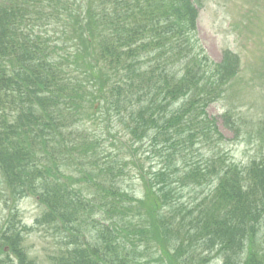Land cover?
I'll use <instances>...</instances> for the list:
<instances>
[{
	"label": "trees",
	"instance_id": "trees-1",
	"mask_svg": "<svg viewBox=\"0 0 264 264\" xmlns=\"http://www.w3.org/2000/svg\"><path fill=\"white\" fill-rule=\"evenodd\" d=\"M195 4L0 0V264H264V158L201 152L239 61L198 46ZM30 197L45 261L17 219Z\"/></svg>",
	"mask_w": 264,
	"mask_h": 264
},
{
	"label": "rangeland",
	"instance_id": "rangeland-1",
	"mask_svg": "<svg viewBox=\"0 0 264 264\" xmlns=\"http://www.w3.org/2000/svg\"><path fill=\"white\" fill-rule=\"evenodd\" d=\"M201 1L203 7L199 11L197 24L200 45L214 62H219L225 51H230L241 59L238 82L229 90L225 101L231 110L232 121L240 125L241 133L234 137L230 131L221 128L226 138L221 144V153L228 154L244 165L252 158L264 155L257 136L253 135L258 125L264 123V76L256 78V75L264 71V58L260 59L264 57L260 53L264 47V36H258V39L251 35L255 28L264 26V15L258 14V19L255 20L257 13L264 8V0ZM233 95L235 98H231ZM209 113L221 114V104L212 107ZM155 163L153 158L148 161L152 166ZM124 186L134 194L141 191L140 181L135 174L125 180ZM36 211L37 204L34 199L24 200L19 206L18 220L31 226ZM3 216L5 215L0 214V220ZM31 236L24 246L31 247L29 251L43 258L49 249L48 245L41 247L35 241V236Z\"/></svg>",
	"mask_w": 264,
	"mask_h": 264
}]
</instances>
